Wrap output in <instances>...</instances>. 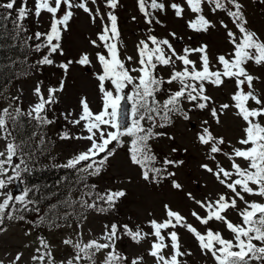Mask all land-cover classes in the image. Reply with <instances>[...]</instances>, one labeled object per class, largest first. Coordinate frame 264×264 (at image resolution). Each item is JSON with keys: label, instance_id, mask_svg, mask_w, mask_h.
<instances>
[{"label": "snow or ice", "instance_id": "obj_1", "mask_svg": "<svg viewBox=\"0 0 264 264\" xmlns=\"http://www.w3.org/2000/svg\"><path fill=\"white\" fill-rule=\"evenodd\" d=\"M102 2L108 9L104 13L97 0H35L34 10L28 7V0H21L19 7L17 0L0 3V9L6 10V13H0V19L5 14L12 15L11 10L15 9L13 24L17 34L26 31L23 22L30 13L36 18L42 12L50 14L48 30L34 33L35 39L40 41L35 45V50H47L37 63L40 66L59 67L64 73L56 86L43 89V81L37 82L33 89L37 102L26 113L19 107L14 111H10L9 107L0 108V138L6 141L4 149L0 150V233L6 231V221L25 220L23 213L29 211V205L34 203L29 198L30 188L25 187L19 195L8 190L10 185L22 178L23 173L30 171L21 144L14 138L9 139L13 135L9 121L15 124L20 117L27 116L40 125L54 123L48 118L47 112L59 103L57 94L64 91L65 77L71 66L92 65L87 51L75 59L58 64L53 59L55 55H64L63 36L76 14L74 9H78L86 13L93 24L100 19L101 30L90 43L103 51L95 53L99 70L93 73L100 93L101 108L94 111L87 97L82 96L79 100L80 112L75 119H72L74 110L61 113L68 124L79 126L83 134L73 136L65 130L60 138L87 142L83 150L75 153L65 164L59 165L75 169L81 174L80 180L84 182L85 191L77 203L82 208L105 213L114 210L118 202L126 197L124 189H107L100 193L95 191L96 185L86 182L89 176H99L108 166L110 158L115 156L118 147H124L126 142L130 162L140 167L145 182L159 184L161 180L168 179L174 190L183 192L184 185L174 179L176 172L169 168L179 167L184 161L167 156L158 161L150 142L168 135L157 131L158 128L171 126L176 118L191 121L193 112L205 113L208 117L201 120L194 139L206 148L207 159L214 166L202 163L200 168L211 174L226 191L218 193L215 198L202 199H197L191 191L184 193L188 200L204 211V215L196 210L190 212L196 221L206 226L204 232L188 223L180 211L165 202V218L162 221L150 219V232L144 231L140 225L133 227L127 223L118 225L113 222L103 225V232L98 239L87 242L64 239L62 243L71 247L72 255L66 261L60 260L59 264H97V255L100 253H103L100 264H144L143 255L130 259L118 251L117 242L125 236L137 245L148 240L146 252L153 258L154 264H188L185 257L193 253L183 248L180 234L176 231L178 227L193 236L201 255H210L214 264H264V202L246 199V196H254L264 200V95L255 86L260 76L252 74L248 68L249 63L264 66V40L247 26L244 4L241 0H184L187 8L195 14L194 19L187 21L188 27L194 32L208 33L210 29L216 28V24L204 15L205 5L213 14L218 10L223 11L237 30L233 31L223 19L218 21L226 30L232 50L217 55L216 63L213 64L207 43L197 47L185 46L178 52L169 38L152 34L154 29L151 27L146 38L136 45V58L122 57L118 17L114 13L119 0ZM256 2L264 4V0ZM137 3L147 25H162L155 13H166L163 0H137ZM89 4L94 5L95 10ZM167 7L174 11L177 18H183L185 8L177 0H169ZM168 35L177 38L175 32ZM194 54L198 56V62L191 59ZM178 62L180 67H177ZM158 67L169 69L167 78L157 71ZM226 80L234 84V90L229 102L217 104L208 94V86L220 88ZM14 99L18 100L19 97ZM230 108L243 121L242 135L235 144L215 134L213 127L221 125V117ZM168 138L175 139L172 136ZM171 151L175 153L180 149L173 147ZM183 151L187 152V149ZM218 157L226 159L228 166H224ZM239 161H243V165ZM85 197L91 198V202ZM240 203L244 207H239ZM229 210L237 212L241 218L239 223L228 218ZM86 218L81 216L78 228L82 227ZM210 222L223 224L231 233V238H225L222 232L207 227ZM52 226L58 225L53 222ZM67 226L71 227V224ZM38 240L39 246L31 257L33 264H57L49 242L43 237H38ZM165 250H169L167 254ZM22 256L23 253L18 252L10 264H20ZM0 264L4 262L0 260Z\"/></svg>", "mask_w": 264, "mask_h": 264}, {"label": "rangeland", "instance_id": "obj_2", "mask_svg": "<svg viewBox=\"0 0 264 264\" xmlns=\"http://www.w3.org/2000/svg\"><path fill=\"white\" fill-rule=\"evenodd\" d=\"M4 1V0H0ZM100 5L101 12L108 11L103 5L102 0H97ZM166 5V13L156 12L155 15L162 21V25L155 24L149 26L145 23L143 14L138 9L137 0H119L117 8L114 10L118 17V27L120 31V51L121 56H133L136 58V45L142 39H145L148 34V29H154L152 34L158 37H167L172 42L173 46L180 52L185 46L197 47L201 43H207L209 46V55L212 63H216V56L220 54L230 53L232 45L226 36V30L222 28L218 21L223 19L229 24L233 31H237L232 25L226 14L216 12L213 14L207 5L204 6V15L216 24V28L210 29L208 33H196L191 30L187 21L195 18L184 3V0H177L185 8L183 18H177L174 11L167 7L169 0H163ZM244 4V12L248 20V27L257 32L261 39L264 40V4L256 2V0H241ZM20 4L21 0H17ZM95 10V6L89 4ZM28 7L34 10L35 0H28ZM63 10V8H62ZM75 15L69 23V29L64 33L62 47L64 55H55L53 59L58 63L65 62L68 59L77 58L80 53L87 51L92 59V65L82 67L76 64L71 66L70 71L65 77V89L58 93L59 103L52 106V109L47 112L50 115L49 119L54 120L50 124V134L54 140V152L59 155L63 164L72 157L75 153L83 150L86 146L85 141L70 139L64 140L60 138V134L67 130L71 135L83 134L79 126L73 127L68 124L61 116L62 112L74 110L72 119L76 118V114L80 112L79 100L82 96H86L90 107L94 111L101 108L100 93L97 89V82L93 73L99 70L96 63L95 53L102 49H97L91 45L90 40L97 38V33L101 30V21L98 18L93 24L90 17L82 10L74 9ZM59 15V14H58ZM135 17V19H133ZM29 19L34 25L35 32H45L49 28L51 16L46 12H42L39 18H36L32 13ZM106 19V17H105ZM175 32L176 37L173 39L168 34ZM34 42L38 41L34 38ZM44 49L40 56L37 54L32 56L31 73L27 76L18 78L13 81L11 86L0 96V108L9 107L10 111H14L18 106L25 107L24 111L30 110V107L37 102V97L33 94V89L38 81H43L42 88L48 86H56L64 77L63 70L56 66H40L37 61L45 54ZM191 59L197 60L198 56L194 54ZM132 66H135L133 64ZM177 67H180L179 62ZM164 71L167 78L169 69L159 67ZM248 68L254 75L260 76V81L256 83L257 90L264 95V66H255L249 63ZM234 90V84L231 81L225 82L220 88L208 86V94L211 95L217 102H229L230 94ZM19 97L18 100L14 98ZM187 107V105H186ZM191 121H183L176 118L175 123L167 128H158L157 131L165 132L168 135L161 136L155 139L159 148L171 150L173 147L180 149V154L176 159L184 161V164L174 168L177 179L184 185V191L178 192L171 187L170 182H160L159 184H150L145 182L141 177V171L130 162L126 153L127 142L124 147H118L115 156L111 157L109 164L101 172L99 176H89L88 178L97 184L102 190V193L107 189L117 190L124 189L127 192L126 197L122 198L118 204V212L109 214H101L99 212L89 210L86 219L82 222V227H77L78 223L72 224L71 227L64 226L56 230L33 229L30 221L14 219L6 221L4 227L6 231L0 233V260L4 264H10L18 252H22L23 256L20 264H33L31 257L35 253V249L39 246L38 237L45 238L52 246V252L57 264L60 260H67L72 255L70 246H66L62 241L66 238L75 240H83L87 242L91 239H98L103 232V225L106 223L129 224L130 226L140 225L144 231L150 232L148 221L152 218L162 221L165 218L164 203L167 202L174 210H178L187 218V222L193 224L201 232L205 231L206 226L201 225L194 217L190 215L192 210L200 212L204 215V211L188 200L184 193L191 191L197 199L204 197L215 198L218 193L225 192L224 189L215 178L202 170V163H209L207 159L206 148L195 142V132L199 130V124L202 119H207L205 113L193 112ZM221 125L215 126L214 131L217 135L224 136L226 141L235 144L242 135L241 128L243 121L235 116L234 110L229 109L221 117ZM175 137L174 140L168 137ZM11 139V137H9ZM127 141V138H125ZM6 141L0 138V150L5 147ZM187 149L184 152L183 149ZM15 159V158H14ZM222 160L224 166H228L229 162L223 157H218ZM243 165V161H239ZM86 175V174H85ZM23 184V180L21 179ZM14 189V184L9 186L10 191ZM19 195V194H17ZM246 199L257 200L264 202L260 197L246 196ZM239 207H244L242 203ZM149 213L152 215L150 216ZM228 218L237 223L240 220L239 215L234 210H229ZM214 231H220L225 238H231V233L221 223L210 222L207 226ZM181 237L183 248L190 249L193 253L188 256L189 264H214L211 256H202L197 246V242L193 236L185 229L178 227L176 229ZM26 233H30L26 235ZM149 247V241L145 240L137 245L128 237H123L117 242V249L121 253L127 255L130 259L134 256L143 255L144 264H154L153 258L147 255L146 249ZM169 250H165L166 254ZM103 258V253L97 255V264Z\"/></svg>", "mask_w": 264, "mask_h": 264}, {"label": "trees", "instance_id": "obj_3", "mask_svg": "<svg viewBox=\"0 0 264 264\" xmlns=\"http://www.w3.org/2000/svg\"><path fill=\"white\" fill-rule=\"evenodd\" d=\"M4 2L6 0L0 1V3ZM11 12L12 15L5 14L4 18L0 19V96L13 81L31 73L32 56L36 51L33 31L29 23L25 19L23 23L26 31L17 34L13 24L16 19L15 9ZM0 13H6V10L0 9ZM29 37L31 39H28ZM158 72L160 73L159 70ZM165 87L168 86L165 85ZM19 108L25 112V107L20 106ZM49 115L48 113L47 116ZM9 127L13 134L11 139L14 138L17 143L21 144L24 159L28 162L30 169L29 172L23 173L21 178L24 188L31 189L29 198L34 201L29 205V211L23 213L25 219L30 221L35 229L47 230H56L68 224L80 223L81 216H86L91 210L82 208L77 203L85 191L84 182L80 180L81 174L75 169L59 166L63 165V162L54 152V140L50 134V126L40 125L37 121L22 116L15 124L9 121ZM150 143L158 161H162L166 156L176 159L180 154V151L173 153L171 150L159 148L155 140ZM126 153L129 157L127 150ZM169 170L175 171L174 168H169ZM86 182L89 185H96L95 191L102 193L99 186L89 178ZM161 182L168 183L170 180L164 179ZM85 199L91 202V198L85 197ZM112 212H118L117 206L114 210L101 214ZM53 222L58 226L53 227ZM185 259L187 260L186 257Z\"/></svg>", "mask_w": 264, "mask_h": 264}, {"label": "water", "instance_id": "obj_4", "mask_svg": "<svg viewBox=\"0 0 264 264\" xmlns=\"http://www.w3.org/2000/svg\"><path fill=\"white\" fill-rule=\"evenodd\" d=\"M23 191L22 189V186H21V183H20V180L15 182V188L13 190V193L16 194V193H21Z\"/></svg>", "mask_w": 264, "mask_h": 264}]
</instances>
